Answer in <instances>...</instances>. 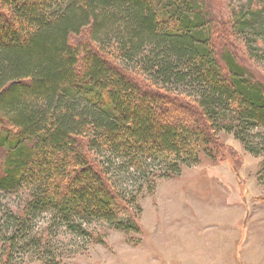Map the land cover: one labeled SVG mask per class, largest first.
I'll return each instance as SVG.
<instances>
[{
  "label": "trees",
  "instance_id": "trees-1",
  "mask_svg": "<svg viewBox=\"0 0 264 264\" xmlns=\"http://www.w3.org/2000/svg\"><path fill=\"white\" fill-rule=\"evenodd\" d=\"M211 12L206 0H0V200L20 202L0 203L6 250L50 252L34 237L46 214L81 237L94 223L141 233L144 187L226 161L221 132L262 155L264 83L219 52Z\"/></svg>",
  "mask_w": 264,
  "mask_h": 264
},
{
  "label": "rangeland",
  "instance_id": "rangeland-1",
  "mask_svg": "<svg viewBox=\"0 0 264 264\" xmlns=\"http://www.w3.org/2000/svg\"><path fill=\"white\" fill-rule=\"evenodd\" d=\"M206 4L219 52H230L248 76L264 83V0ZM240 18L247 24L242 31L234 26ZM218 138L231 149L226 161L202 157L180 177L157 178L154 187H144L141 233L94 223L82 225L81 237L46 214L33 224L34 237L50 252L34 245L12 253L0 239V264H264V151L254 155L225 132ZM0 203L20 206L14 198ZM86 231L91 236L84 237Z\"/></svg>",
  "mask_w": 264,
  "mask_h": 264
}]
</instances>
